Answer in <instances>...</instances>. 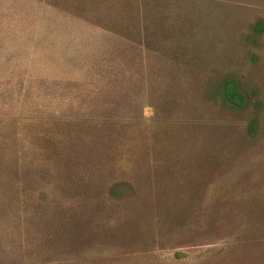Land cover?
Listing matches in <instances>:
<instances>
[{
	"label": "rangeland",
	"instance_id": "obj_1",
	"mask_svg": "<svg viewBox=\"0 0 264 264\" xmlns=\"http://www.w3.org/2000/svg\"><path fill=\"white\" fill-rule=\"evenodd\" d=\"M0 264H264V0H0Z\"/></svg>",
	"mask_w": 264,
	"mask_h": 264
},
{
	"label": "trees",
	"instance_id": "obj_2",
	"mask_svg": "<svg viewBox=\"0 0 264 264\" xmlns=\"http://www.w3.org/2000/svg\"><path fill=\"white\" fill-rule=\"evenodd\" d=\"M224 96L228 102L234 105H241L244 102V96L236 88L233 81H227L224 84Z\"/></svg>",
	"mask_w": 264,
	"mask_h": 264
}]
</instances>
